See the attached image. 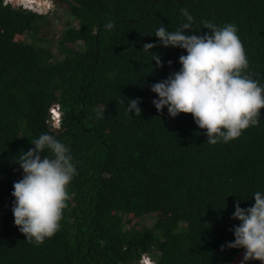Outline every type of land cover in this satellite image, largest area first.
Returning <instances> with one entry per match:
<instances>
[{
	"label": "trees",
	"instance_id": "trees-1",
	"mask_svg": "<svg viewBox=\"0 0 264 264\" xmlns=\"http://www.w3.org/2000/svg\"><path fill=\"white\" fill-rule=\"evenodd\" d=\"M61 1L70 20L55 58L39 35L46 15L0 0V205L9 204L0 215V264H138L142 252L157 264H229L241 249L226 246L240 223L234 205L251 206L253 193L264 192V108L257 125L216 144L191 113L158 112L150 85L178 71L186 50L150 34L179 27L182 8L194 17L190 33L207 32L204 19L234 23L246 72L264 84V0ZM109 19L114 27L105 29ZM26 32L31 40L17 39ZM149 42L157 46L145 52ZM137 97L135 116L125 106ZM55 102L62 118L51 129ZM44 132L69 145L78 174L60 229L37 244L14 224L11 192L23 174L15 159ZM150 213L153 224L139 225Z\"/></svg>",
	"mask_w": 264,
	"mask_h": 264
},
{
	"label": "clouds",
	"instance_id": "clouds-1",
	"mask_svg": "<svg viewBox=\"0 0 264 264\" xmlns=\"http://www.w3.org/2000/svg\"><path fill=\"white\" fill-rule=\"evenodd\" d=\"M180 11L184 20L179 27L170 31L161 24L150 34L158 38L160 46L186 50V54L178 57L181 65L178 71L150 85V90L156 94L152 104L158 112L166 107L172 117L181 112L191 113L194 123L206 130L207 143H227L238 138L244 129L258 124L260 110L264 108V84L246 72L249 61L234 23L218 26L204 19L201 24L208 31L197 35L190 33L193 15L187 8ZM104 27L112 29L114 21L109 19ZM156 46L145 43L142 50L148 52ZM152 53V61L158 67L162 66L161 56ZM167 63L171 65L172 61ZM139 100L138 97L128 99L125 110L140 115ZM58 113L59 126L60 105ZM52 114L49 107L46 122L51 129L58 127L52 123ZM31 144L34 147L20 151L15 159L23 174L13 182L11 211L14 224L25 234L26 240L39 244L60 229L69 196L67 187L78 169L69 145L56 135L41 133ZM252 197L254 203L251 206L241 207L239 201L234 205L231 218L240 223L230 229L235 239L226 246L244 249L241 264L248 260H259L264 264V192L255 191ZM8 207V201L4 199L0 215ZM224 247L221 245L222 249Z\"/></svg>",
	"mask_w": 264,
	"mask_h": 264
},
{
	"label": "rangeland",
	"instance_id": "rangeland-1",
	"mask_svg": "<svg viewBox=\"0 0 264 264\" xmlns=\"http://www.w3.org/2000/svg\"><path fill=\"white\" fill-rule=\"evenodd\" d=\"M54 4V8L50 9V11H53L50 14L46 15V20H42L43 22L39 35L45 38V40L42 42L50 47L53 55H55L56 58L58 57V41L62 34V30L66 27V21L70 20V14L66 2L61 0H54ZM74 22L75 21H73V23ZM16 37L17 39L31 40L30 32H26L23 35H17ZM79 44L80 43H77V46H79ZM155 216V213H150V215L142 216L141 219H139V225H152Z\"/></svg>",
	"mask_w": 264,
	"mask_h": 264
},
{
	"label": "built area",
	"instance_id": "built-area-1",
	"mask_svg": "<svg viewBox=\"0 0 264 264\" xmlns=\"http://www.w3.org/2000/svg\"><path fill=\"white\" fill-rule=\"evenodd\" d=\"M11 3L13 5L22 6L23 8L33 10L37 13L48 14L54 8V0H40V2L36 0H4V3ZM50 111L52 114V123L54 126H58L59 123V105L57 102L53 103L50 106ZM2 213V211H1ZM139 264H157L156 261L150 256L149 253L143 252L139 257Z\"/></svg>",
	"mask_w": 264,
	"mask_h": 264
},
{
	"label": "water",
	"instance_id": "water-1",
	"mask_svg": "<svg viewBox=\"0 0 264 264\" xmlns=\"http://www.w3.org/2000/svg\"><path fill=\"white\" fill-rule=\"evenodd\" d=\"M244 249L241 248L229 264H241L243 261Z\"/></svg>",
	"mask_w": 264,
	"mask_h": 264
},
{
	"label": "bare ground",
	"instance_id": "bare-ground-1",
	"mask_svg": "<svg viewBox=\"0 0 264 264\" xmlns=\"http://www.w3.org/2000/svg\"><path fill=\"white\" fill-rule=\"evenodd\" d=\"M36 1L40 2V0H36Z\"/></svg>",
	"mask_w": 264,
	"mask_h": 264
}]
</instances>
